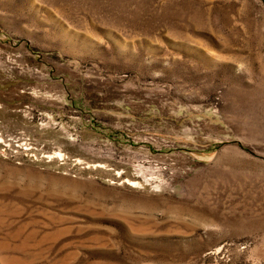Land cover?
<instances>
[{"label":"rangeland","instance_id":"374dc122","mask_svg":"<svg viewBox=\"0 0 264 264\" xmlns=\"http://www.w3.org/2000/svg\"><path fill=\"white\" fill-rule=\"evenodd\" d=\"M0 264H264V0H0Z\"/></svg>","mask_w":264,"mask_h":264},{"label":"built area","instance_id":"2783aa9c","mask_svg":"<svg viewBox=\"0 0 264 264\" xmlns=\"http://www.w3.org/2000/svg\"><path fill=\"white\" fill-rule=\"evenodd\" d=\"M18 139H19L18 136H16V137H8V138H6L7 141H13V142H17ZM2 141H3V140H1V142H2Z\"/></svg>","mask_w":264,"mask_h":264}]
</instances>
